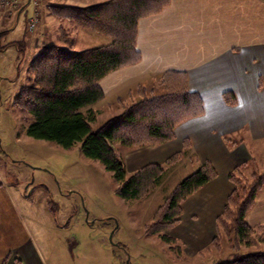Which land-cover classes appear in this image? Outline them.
<instances>
[{
  "label": "rangeland",
  "instance_id": "rangeland-1",
  "mask_svg": "<svg viewBox=\"0 0 264 264\" xmlns=\"http://www.w3.org/2000/svg\"><path fill=\"white\" fill-rule=\"evenodd\" d=\"M21 1L10 0L9 3H13L11 6L7 0H0V250L9 255L15 248L30 242L35 254L32 263L27 252L12 254L22 258V264H214L232 261L249 253H264V229L251 230L245 242L237 244L232 233V217L226 224L227 229L232 230L224 233L217 248L213 246L212 236H209L212 227L209 214L211 201L197 195V192L204 191L202 188L181 204L182 214L174 228L164 232H155L153 227L149 229L160 208L165 206L167 209L180 182L201 165L211 166L216 175L213 182L219 178L214 163L201 159H206V154L210 152L216 160L221 150L217 140L200 131L197 120L202 116L205 122H209L224 112L230 113L220 106L218 97L212 95L211 99L205 96L203 114L182 122L180 128L177 126L178 139L158 146L127 147L120 141L112 144L124 161L128 176L150 164L160 165L164 170L162 180L156 185L149 183L139 200L118 196V184L113 174L100 162L86 158L80 144L66 150L53 142L28 136L27 130L33 118L16 106L15 100L34 78L29 70L31 58L49 45L82 51L107 45L110 40L54 16L49 5H69L67 0H30L31 6L28 5L30 7L21 14L16 24L18 31L7 37L8 30L17 21L20 6L25 2ZM84 1L98 2L92 4L97 5L110 0ZM32 21L37 26L31 32L29 24ZM23 27L25 37L17 44V49L22 52L18 57L9 41L19 38ZM49 28L52 32H48ZM250 69L248 65L243 64L242 68L240 64L229 75L212 73L213 76L204 77L198 85L206 83L207 87H211L214 81H219L217 87H232L241 99L247 100L256 71ZM133 85L124 83L122 87ZM140 86L156 87L157 95L164 93L156 80H149ZM245 86L249 88L243 93ZM254 91L256 88H253V96L257 98ZM142 98L141 95L137 101ZM107 101L102 100L91 107L96 118L92 123L94 130L122 113L117 114L119 108L116 106L108 107ZM132 103L124 104L122 111L124 106ZM183 136L189 137L188 154L176 163L172 159L183 149ZM226 142L236 151L251 150V158L241 164L235 162L228 173L220 176L225 183H230L231 189L225 187L229 192L218 217L225 212V207L231 215L236 214L241 199L250 195L258 177L264 174V140ZM231 175H235L238 184L232 205L229 198L237 185ZM197 197L201 204L197 203ZM214 226L213 237L217 235L216 224ZM163 236L176 240L167 243Z\"/></svg>",
  "mask_w": 264,
  "mask_h": 264
},
{
  "label": "trees",
  "instance_id": "trees-1",
  "mask_svg": "<svg viewBox=\"0 0 264 264\" xmlns=\"http://www.w3.org/2000/svg\"><path fill=\"white\" fill-rule=\"evenodd\" d=\"M168 5L169 0H110L87 7L49 5L54 16L104 36L110 43L82 51L57 45L43 48L29 65L33 80L15 100V105L33 118L27 130L29 137L53 142L66 150L80 144L86 158L100 162L113 174L118 184L117 195L126 200L141 199L149 183L156 185L162 180L164 170L160 165L150 164L128 176L126 165L112 144L120 141L127 147L158 146L174 139L175 128L182 122L203 114V100L199 93L189 90L187 73L167 71L156 78L163 94L157 95L156 87L149 90L140 86L139 92L143 96L140 101L124 106L120 115L104 122L98 129L92 128L96 118L91 107L105 98L101 81L113 72L141 61L137 48L139 22L160 14ZM21 9L24 14L27 5L20 6L18 14ZM224 98L229 105L236 103L231 93H226ZM189 146L190 142L185 139L183 149L172 160L177 163L185 158ZM215 177L209 164L197 168L180 182L167 209L165 206L160 208L149 229L153 227L155 232H164L174 228L182 214L181 204ZM231 179L237 185L229 198L232 205L238 184L235 175H231ZM263 188L264 174L258 177L250 195L241 199L236 214L231 215L225 207V212L216 220L217 235L212 241L215 248L229 230L226 227L229 217L233 218L234 225L229 231L232 230L237 244L244 243L251 230L264 229V225L253 227L246 222L247 214ZM162 238L167 243L176 240ZM214 264H264V253H249Z\"/></svg>",
  "mask_w": 264,
  "mask_h": 264
},
{
  "label": "crops",
  "instance_id": "crops-1",
  "mask_svg": "<svg viewBox=\"0 0 264 264\" xmlns=\"http://www.w3.org/2000/svg\"><path fill=\"white\" fill-rule=\"evenodd\" d=\"M28 2L29 0H25L23 5ZM67 2L71 6L82 7L98 3L84 0ZM28 5L27 9L30 7ZM19 20L8 30L7 37L18 31L16 24ZM47 30L52 32L50 28ZM20 32L22 33L19 38L9 41L18 57L22 52L17 49V44L23 42L24 27ZM137 48L141 54V61L137 65L117 70L100 83L105 94L103 101L110 99L107 101L108 107H118L117 114L122 112L124 104L135 102L141 97L139 85L149 80L155 81V75H162L167 71L187 73L188 87L200 94L204 104L206 95L211 99L213 96L218 97L220 106L230 112H224L222 116L209 122H205L202 116L197 118L200 131L217 140L218 149L221 150L216 160L210 152L206 154V159H201L214 163L219 178L204 186V191L197 192L200 197H207L211 201L209 214L212 227L209 236H212V240L215 237L212 231L215 229L216 219L228 196L227 188L231 187L230 183H225L220 176L224 175V172L228 173L235 166V162L241 164L251 158V150L236 151L226 141L264 140V99L259 98L264 97V0H169V5L160 14L139 22ZM240 64L242 68L243 64H246L252 70L256 69L250 87L252 91L247 100L241 99L232 87H217L219 81H214L211 87H207L206 83L198 85L208 75H229L230 71L239 68ZM124 83L134 85L129 88L122 87ZM244 88L245 91L240 88L243 93L247 92L249 87ZM253 88H256L254 92H257V98L253 96ZM148 89L151 90V87ZM226 93L234 96V105L225 101ZM179 128L175 130L174 139H178ZM187 138L189 137L183 136L182 143ZM198 201L199 197L197 203ZM247 223L250 226L264 225V189L249 212ZM14 252H27L30 263L35 255L30 242L25 243L12 250L9 255L8 252L0 250V264H22V258L12 256Z\"/></svg>",
  "mask_w": 264,
  "mask_h": 264
},
{
  "label": "built area",
  "instance_id": "built-area-1",
  "mask_svg": "<svg viewBox=\"0 0 264 264\" xmlns=\"http://www.w3.org/2000/svg\"><path fill=\"white\" fill-rule=\"evenodd\" d=\"M6 1V0H5ZM10 2V0H7V3H9ZM8 5H13V3H9ZM36 23L34 22V21H32V22H30V24H29V31H34L35 30V28H36Z\"/></svg>",
  "mask_w": 264,
  "mask_h": 264
},
{
  "label": "water",
  "instance_id": "water-1",
  "mask_svg": "<svg viewBox=\"0 0 264 264\" xmlns=\"http://www.w3.org/2000/svg\"><path fill=\"white\" fill-rule=\"evenodd\" d=\"M29 3H30V0H29L28 4H29ZM28 4H27V5H28ZM22 10H23V9H21V11L19 12L17 20L19 19Z\"/></svg>",
  "mask_w": 264,
  "mask_h": 264
}]
</instances>
